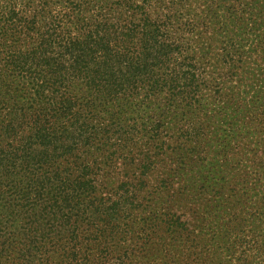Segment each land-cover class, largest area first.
<instances>
[{
	"label": "trees",
	"instance_id": "obj_1",
	"mask_svg": "<svg viewBox=\"0 0 264 264\" xmlns=\"http://www.w3.org/2000/svg\"><path fill=\"white\" fill-rule=\"evenodd\" d=\"M0 264H264V0H0Z\"/></svg>",
	"mask_w": 264,
	"mask_h": 264
}]
</instances>
